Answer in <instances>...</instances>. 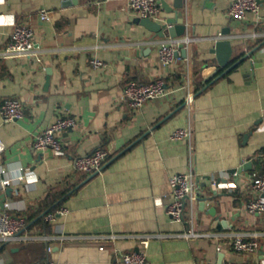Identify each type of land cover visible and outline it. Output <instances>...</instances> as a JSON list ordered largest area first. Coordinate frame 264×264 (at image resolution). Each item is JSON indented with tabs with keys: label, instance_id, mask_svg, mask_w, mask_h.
<instances>
[{
	"label": "crops",
	"instance_id": "crops-1",
	"mask_svg": "<svg viewBox=\"0 0 264 264\" xmlns=\"http://www.w3.org/2000/svg\"><path fill=\"white\" fill-rule=\"evenodd\" d=\"M257 2L261 19L255 26L250 12L242 21L229 17L228 0H187L186 57L164 68L152 34L135 22L139 16L127 0H0V52L15 22L33 31L30 54L0 56V106L8 98L23 104L22 118L0 116V165L13 178L0 213L26 217L15 239L0 241V264H121L119 254L142 250L143 240L149 264H264V211L245 209L254 196L250 174L264 172V38L234 36L264 31V0ZM41 8L51 11L50 20L39 19ZM226 28L229 34H222ZM219 36L232 44L226 67L247 55L220 76L224 68L214 70L209 53ZM163 39L170 37L154 40ZM93 56L105 66L92 68ZM155 77L178 88L175 95L131 108L122 96L124 85ZM187 93L193 95L190 107L184 104ZM65 115L77 123L59 134L62 153L36 151L35 136ZM187 126L190 142L170 138ZM99 147L108 151L100 171L74 168L77 157ZM246 163L237 178L229 173ZM18 168L24 171L20 180ZM188 171L201 191L196 236H184L187 206L181 220L165 211L173 199L169 177ZM211 176L218 186H211ZM65 191L67 197L59 198ZM48 196L55 197L51 205L43 202ZM57 203L65 213L45 220ZM236 233L256 239L257 252L234 251L230 240Z\"/></svg>",
	"mask_w": 264,
	"mask_h": 264
},
{
	"label": "built area",
	"instance_id": "built-area-1",
	"mask_svg": "<svg viewBox=\"0 0 264 264\" xmlns=\"http://www.w3.org/2000/svg\"><path fill=\"white\" fill-rule=\"evenodd\" d=\"M127 7L135 12L139 17L157 19L160 12V5L157 0H127ZM252 13L255 17V26L260 21V6L257 0H228L227 15L232 19L242 21L247 13ZM40 20H50L51 11L41 8L38 12ZM235 37L244 38H264V31H251L249 33H235ZM220 37V36H219ZM33 31L26 23L15 22L10 32L8 47L0 52V56L8 54L28 55L33 51ZM156 48V57L161 67L170 66L178 56V45L182 43L186 48L189 44L187 37H178L174 39L152 40ZM92 68L105 66V62L97 57L89 60ZM188 82V79H186ZM178 88H167L163 77H155L147 82L129 81L122 89V96L127 104L138 109L144 103L151 100H162L173 97ZM193 95L187 93L184 98V104L188 107L192 105ZM0 116L4 121H11L23 117V104L19 99H5L0 106ZM77 121L73 116L65 115L57 117L52 123L46 126L38 135L35 136L33 147L36 151L51 150L55 154L62 153V142L59 134L74 127ZM192 137L191 127L175 129L171 134L172 140H183L190 142ZM4 150V143L0 138V155ZM108 151L101 147L94 149L91 153L79 156L74 160V168L83 173H93L100 171L103 163L106 161ZM16 179L23 178L24 171L21 168L16 170ZM27 172V171H26ZM6 170L0 165V174L5 177L0 178V193L13 183V178L6 176ZM211 186H218L214 176L210 177ZM168 186L173 199L169 202L165 211L166 214L176 220H181L185 207L189 208V217L186 220L189 229L184 232V236H196L194 232V209L196 201L201 193L198 185V178L191 172L176 173L169 177ZM250 188L254 196L245 203V209L250 214H260L264 211V172H252L250 174ZM65 213V208L60 207L53 212L44 215V219L52 221L56 215ZM26 226V217L24 214H9L5 210L0 213V241L8 242L15 239L19 232ZM143 249L119 254L121 264H149L146 257V240L141 242ZM231 248L237 253L250 255L257 252L260 245L254 238H248L243 233H236L230 240ZM50 247L47 248L50 251ZM99 249H103L100 245ZM220 247H217L219 250ZM31 264H61L51 259H42Z\"/></svg>",
	"mask_w": 264,
	"mask_h": 264
},
{
	"label": "water",
	"instance_id": "water-1",
	"mask_svg": "<svg viewBox=\"0 0 264 264\" xmlns=\"http://www.w3.org/2000/svg\"><path fill=\"white\" fill-rule=\"evenodd\" d=\"M157 1L160 5V12L157 18L158 20L147 17H138L136 18L135 22L152 34V37L150 38L151 40H154L156 37L163 38L166 35H168L171 39L184 36L186 27L184 25L183 10L187 4V0H171V2L168 0ZM74 4H76V1H74ZM76 10L79 13L85 14V10L82 7H77ZM229 32L230 30L226 28L224 31H222V34H229ZM178 48L179 53L175 52V56H181L183 58L186 57V48L184 45L180 43ZM209 53L213 54L215 57L216 66L213 67L214 70L217 69V66L219 69L224 68V70L218 76L229 71L239 62L244 61L247 56L244 55L230 66L226 67L232 53V44L231 40L224 36L217 37L214 40L213 46L209 49ZM46 71L47 74L50 73L49 69ZM248 166L249 163H246L239 169L229 170V173L235 174L237 178L238 174L241 173V170H247ZM11 192L12 188L7 187L5 191L0 194V208H4L6 198L10 196ZM201 201L203 204L204 200ZM211 212H213V209H211ZM4 245L5 243H3L0 248ZM219 257H221V255H219Z\"/></svg>",
	"mask_w": 264,
	"mask_h": 264
},
{
	"label": "trees",
	"instance_id": "trees-1",
	"mask_svg": "<svg viewBox=\"0 0 264 264\" xmlns=\"http://www.w3.org/2000/svg\"><path fill=\"white\" fill-rule=\"evenodd\" d=\"M193 72H194V74H196V73H198L199 72V68H197L196 70L195 69H193ZM178 76H179V78H180V75L178 74ZM178 76H175L174 78H175V80H178ZM259 173H261V172H259ZM67 191H65V192H62L60 195H58V197L59 198H61V199H65L66 197H67ZM50 196H48L46 199H44V204L45 205H51V204H53V201H54V199H55V197H52V199H51V197L49 198ZM58 205H59V203H57L56 205H54L53 207H51L48 211H47V213L48 212H51V211H54L55 209H56V207H58Z\"/></svg>",
	"mask_w": 264,
	"mask_h": 264
}]
</instances>
